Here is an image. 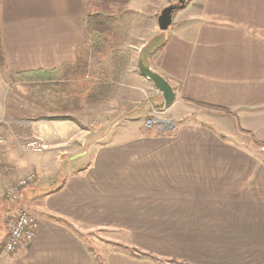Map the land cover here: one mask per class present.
Listing matches in <instances>:
<instances>
[{
  "label": "crops",
  "instance_id": "0c3cea01",
  "mask_svg": "<svg viewBox=\"0 0 264 264\" xmlns=\"http://www.w3.org/2000/svg\"><path fill=\"white\" fill-rule=\"evenodd\" d=\"M163 1L0 0V196L34 173L19 202L22 194L38 222L33 239L12 253L3 250L2 225L0 264H264V156L258 151L264 144V0H187L174 13L163 45L149 56L151 69L174 91L164 107L151 85L164 116L146 120L155 124L143 125L147 109L131 87L148 82L136 70L139 46L115 49L127 54L121 71L131 98H113L117 82L110 77L109 100L92 110L85 103L95 82L86 75L93 53L85 47V13L138 17ZM151 24V30L157 26ZM76 63L85 66L71 67ZM20 73H32L33 81H10ZM39 89L54 99L67 95L71 112L54 101L55 111H45ZM104 108L112 113L104 115ZM130 111L137 116H126ZM110 118L129 123L99 130ZM32 138L45 145L43 156L21 148ZM62 168L58 184L39 191ZM81 227L113 230L126 240L96 252Z\"/></svg>",
  "mask_w": 264,
  "mask_h": 264
},
{
  "label": "rangeland",
  "instance_id": "374dc122",
  "mask_svg": "<svg viewBox=\"0 0 264 264\" xmlns=\"http://www.w3.org/2000/svg\"><path fill=\"white\" fill-rule=\"evenodd\" d=\"M177 1L178 0H164L163 3L158 2L154 5H152L149 9L143 10L142 11L143 15L138 16V17H133L131 15H128L127 12L123 13L122 16H120V17L118 14H113L119 20L121 31L118 34L117 39H115L113 41L107 40L105 42L104 50L102 52L94 53V54H88V56L90 57V61H89L88 65H90V67L92 68L91 70L87 71V73H86L88 78L93 79V81L100 79L102 76H107L108 78H110L111 74H112V65H113V63L110 59V53H111L112 49L121 50L122 47H127L126 44H132V45H135L137 47L139 46L138 48L142 47V45L144 43H146V41H148L153 36H155V34H151L153 29L155 27L157 29V26H155L151 30V27H153V24H151L149 27V22L152 21V23H155V25H156L155 19H156V16L159 14L160 10L163 9L165 6L171 4V3H176ZM186 2H187V0H185V3ZM176 18H177V16L176 15L174 16V14H173L172 21H175ZM125 32H126V34H124ZM153 33H155V32H153ZM149 34H151V35H149ZM120 35H122L124 37V39L121 37L119 39ZM137 53H138V51H137ZM124 73H125V70L121 71L120 75L115 80V82H117V85H116L114 92L111 95V96H113V98H115L118 101H120V98H128V100H129V98H131V97H129L131 95H128V92L124 86L126 82L130 83V84H131V82L127 78L125 80ZM127 73H128V71H127ZM149 83H150L149 81L145 82L142 80V82L138 81L137 84L132 83L133 85L131 86L132 89H133V87H135V89L139 90L137 92L140 94L139 97L134 96V99H139L142 103V106L146 107V109H147V111L145 113L146 118H143V120H142V123L145 126L148 125V123H149V125L155 124L153 121H152V123H150V121L153 119H160V117H164L161 113V110L160 111L158 110L157 104L155 103L153 96L151 95V89L150 88H151L152 84L151 83L149 84ZM37 91H39L41 93V89H39ZM26 93L31 94L33 92L26 88ZM120 93H124L126 95H124V96L119 95ZM39 96H41L40 98H44L45 102L48 103V104L47 103L42 104L43 102L40 103L41 105H43L45 107V109H46L45 111H55V109H52V107L50 106V104L54 101V103H56V105H58V107H61V109H60L61 111L71 112L69 110L67 104H66V102L68 101L66 99L67 95L59 98V99H61V102H58L59 99L57 97L54 99L50 95L49 92H46L44 94L41 93ZM39 96H37V97H39ZM23 99L25 101L27 100V98H23ZM28 99H29V101L34 100L36 103L39 102L38 98L34 99L32 97L31 99L30 98H28ZM8 101H9V98H8L7 102ZM110 105H111V108H119V105L116 103V101H111ZM107 107H109V106H107ZM110 111H111V109L108 110V109L104 108V110H102V113L104 115H107V114L112 113ZM133 112L134 111H130V113H128L126 116H128L129 114H133ZM7 113L8 114L21 115L23 112L21 110L12 111L9 108H7ZM115 115H117V114H115ZM136 116H137V114L129 115V117H136ZM164 119H166V117ZM146 120L147 121L150 120V121L147 123ZM168 120H170V119H168ZM100 122H101L100 124H102V127L98 126V127H100L99 130L105 131V128L108 127L107 125L112 126L115 123H118L119 125H127L129 123V119L127 118L125 120H116L115 121V120L110 118L108 120V124L104 120H101ZM91 127L93 128L96 126L93 125ZM99 130L96 133H98ZM93 133L96 135L95 132H93ZM121 137L125 138V139L128 138L126 136H124V137L121 136ZM113 139H114V136H112L110 140H113ZM30 155L34 156V157H38V156H43L44 154L43 153H41V154L31 153ZM77 161L78 162H73V165H82L84 163L85 159L83 157V158L77 159ZM64 164H65L64 160L59 162L60 166H62ZM57 174L59 176H55L53 179L51 178L52 180L49 181V183L44 184V185H39V191H46V190L51 189L53 186H56L59 182V179H61L64 176L63 175L64 169L62 168ZM16 181H14V182H16ZM19 199H20V196L18 198V201L10 200V199L6 198L3 195V193L0 196V231L2 230V227L4 226L5 236H6V227H5L4 222L7 218L11 217L12 214L14 215L18 210H25V211L31 212V214H34V212L31 211L30 208H28L25 203H23L24 198H22V194H21V201L20 202H19ZM78 231L81 234L83 241L89 247H91L93 250H95L96 252H99V251L102 252L103 250L111 249L114 246H117V244H116L117 240H122V239L126 240V237H123V238L120 237L121 234H119L113 230H106V229L105 230H98V229H89V228L81 227L78 229ZM4 239H5V237H4ZM3 243H4V241L2 242V244ZM128 251L130 253H132L134 250L129 249ZM4 252H2V250H1L0 254L3 255ZM1 264H3V263H1ZM169 264H174V263H169Z\"/></svg>",
  "mask_w": 264,
  "mask_h": 264
},
{
  "label": "trees",
  "instance_id": "16d2710c",
  "mask_svg": "<svg viewBox=\"0 0 264 264\" xmlns=\"http://www.w3.org/2000/svg\"><path fill=\"white\" fill-rule=\"evenodd\" d=\"M84 28L86 32V41L85 47L86 50L90 53H100L104 50V45L107 40L113 41L117 39L118 34L121 31L119 20L110 15H103L96 12H88L85 13L84 16ZM160 48V47H159ZM158 49V48H157ZM110 59L113 63V71L111 77H113L112 81L115 82L117 77L120 74L121 69H123L126 64L127 54L124 52H118L115 49H112L110 53ZM84 67L85 65L82 63H76L71 67L79 66ZM5 67L4 56L1 50V42H0V69L3 70ZM53 71L47 73V75L53 74ZM28 74L32 73H20L17 75H12L10 79L11 82H32V78L28 76ZM107 76H102L100 79L94 82L93 87L85 96V103L89 110L98 108L104 105L108 100L111 92L113 91V83L108 81ZM63 76L57 79V83L63 81ZM41 80L37 79L36 81ZM49 82L50 78H46ZM208 106V105H205ZM161 107V104L158 105ZM209 108H213L212 106H208ZM39 120L41 118H38ZM43 119V118H42ZM60 119H65V117H60ZM153 128V126L151 127ZM150 128V129H151ZM163 135H172L173 132L165 131L162 132ZM260 146H264V144H259Z\"/></svg>",
  "mask_w": 264,
  "mask_h": 264
},
{
  "label": "built area",
  "instance_id": "2783aa9c",
  "mask_svg": "<svg viewBox=\"0 0 264 264\" xmlns=\"http://www.w3.org/2000/svg\"><path fill=\"white\" fill-rule=\"evenodd\" d=\"M5 143V140L0 137V146ZM21 148L25 151L41 152L46 147L43 142L37 139L25 140ZM258 151L264 156V146H260ZM35 181V174L29 172L24 176L18 178V180L8 185L3 191V195L14 201H18L21 190L33 184ZM6 227V236L3 243V250L6 253H12L19 244L22 242H30L37 229V219L25 210H18L14 215L7 218L4 222Z\"/></svg>",
  "mask_w": 264,
  "mask_h": 264
},
{
  "label": "water",
  "instance_id": "95a60500",
  "mask_svg": "<svg viewBox=\"0 0 264 264\" xmlns=\"http://www.w3.org/2000/svg\"><path fill=\"white\" fill-rule=\"evenodd\" d=\"M184 3L185 0H178L176 3H171L160 10L156 17L159 34L146 41V43L139 48L136 57V70L142 77L147 79L152 84L156 91L161 94L164 107H168L174 101V91L165 78L151 69L149 56L153 51L163 45L165 41L164 33L172 24L174 12L181 9L184 6ZM156 123H158V125H166L168 124V121L157 120ZM170 124L172 125V122H170Z\"/></svg>",
  "mask_w": 264,
  "mask_h": 264
}]
</instances>
